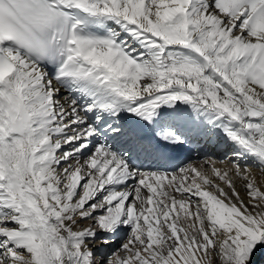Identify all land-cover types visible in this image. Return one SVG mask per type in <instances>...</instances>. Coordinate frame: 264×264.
Returning a JSON list of instances; mask_svg holds the SVG:
<instances>
[{"label":"snow or ice","instance_id":"obj_1","mask_svg":"<svg viewBox=\"0 0 264 264\" xmlns=\"http://www.w3.org/2000/svg\"><path fill=\"white\" fill-rule=\"evenodd\" d=\"M0 264H264V0H0Z\"/></svg>","mask_w":264,"mask_h":264},{"label":"bare ground","instance_id":"obj_2","mask_svg":"<svg viewBox=\"0 0 264 264\" xmlns=\"http://www.w3.org/2000/svg\"><path fill=\"white\" fill-rule=\"evenodd\" d=\"M203 152H208V153H214L215 157L220 158L223 157L225 154L224 148L223 146H214V145H205V147L203 148ZM188 157H191L193 160H198V159H202L203 158V154L200 153L198 154L195 151L192 152H187ZM258 178H260L259 173H257Z\"/></svg>","mask_w":264,"mask_h":264}]
</instances>
